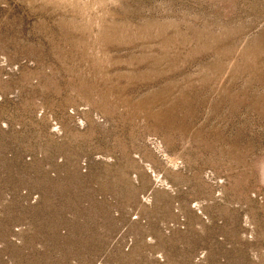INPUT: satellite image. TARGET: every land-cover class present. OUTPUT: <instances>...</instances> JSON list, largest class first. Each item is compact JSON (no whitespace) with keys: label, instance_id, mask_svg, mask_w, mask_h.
<instances>
[{"label":"rangeland","instance_id":"1","mask_svg":"<svg viewBox=\"0 0 264 264\" xmlns=\"http://www.w3.org/2000/svg\"><path fill=\"white\" fill-rule=\"evenodd\" d=\"M0 264H264V0H0Z\"/></svg>","mask_w":264,"mask_h":264}]
</instances>
